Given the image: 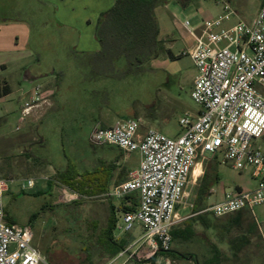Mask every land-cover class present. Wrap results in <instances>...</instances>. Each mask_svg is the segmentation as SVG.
<instances>
[{"label": "built area", "instance_id": "1", "mask_svg": "<svg viewBox=\"0 0 264 264\" xmlns=\"http://www.w3.org/2000/svg\"><path fill=\"white\" fill-rule=\"evenodd\" d=\"M214 1L221 6L217 16L199 26L189 20L183 23L193 40L183 55L191 57L198 72L191 96L199 111L180 119L181 134L170 137L155 129L142 132L143 121L135 118L119 120L92 134L94 143L140 155L138 168L105 197L125 200L136 195L138 207L123 211L116 227L128 233L139 226L143 234L108 264H147L137 254L143 246L160 258L172 250V232L183 221L179 208L191 198L198 181L195 168L208 155L222 156L224 165L249 175L256 187L226 192L206 212L221 218L242 210L253 213L256 206L264 205V148L255 144L264 137V4L251 22L238 19L233 23L239 15L231 2ZM29 94L21 122L47 102L41 86ZM12 181L0 178V264H41L33 226L6 219L4 196ZM34 186V179H27L22 189ZM62 193L65 199L81 198L67 187Z\"/></svg>", "mask_w": 264, "mask_h": 264}, {"label": "rangeland", "instance_id": "2", "mask_svg": "<svg viewBox=\"0 0 264 264\" xmlns=\"http://www.w3.org/2000/svg\"><path fill=\"white\" fill-rule=\"evenodd\" d=\"M244 1L242 19L249 21L258 13L257 0ZM220 12L221 6L214 0H195L186 6L171 0L167 7L157 8V20L161 37L165 39L166 51L152 61L147 70L132 72L129 92L125 94L123 108L120 109L126 119H142L143 127H153L170 137L181 133L180 119L199 110L191 96L198 72L191 57L183 55L193 40L187 36L183 23L189 20L195 26ZM167 50H171L176 58H170ZM38 84L35 82L26 87L28 91L25 94L17 92L13 95V108L7 116L4 111L10 105L4 100L0 101V178L13 180L9 183V192L4 196L5 208L20 225L33 226L34 245L43 257L41 264H108L112 257L107 253L104 242L112 201L101 196L103 193H91L87 188L83 190L78 182L65 185L53 181L54 184L49 186L48 180L54 179V176L39 162L47 159L45 155L56 161L61 144L47 138L46 146L41 147L40 143L32 142L37 125L27 119L26 122L19 121V107L30 99L29 92L40 86ZM126 88L128 91V86ZM152 113L158 117L159 123L151 119ZM164 114L168 115L166 122H162ZM24 138L28 142L18 144L17 141ZM255 144L264 148V137ZM77 146L80 154H92L93 146L84 139ZM62 149L71 154L66 143ZM30 152L33 159H29ZM207 157L212 160L219 175L212 186L213 193L199 199L200 185H195L187 205L181 206L179 212L183 217L193 213L196 215L186 218L177 226L183 229L189 224L193 226L195 235L189 241L174 240L172 243V250L186 255L188 259L178 260L167 255L150 259L152 254L147 246H143L137 254L142 260H148L147 264H203L214 256L215 248L222 253L220 264H264V205L256 206L253 213L242 212L221 218L205 211L219 201L220 191L235 190L242 178L251 183L253 181L247 174L241 176L231 166L224 165L222 156ZM73 160L79 164L81 158L75 157ZM133 160L139 161L138 153L133 154ZM41 175L46 176L47 180ZM27 179H34L35 187L23 190L22 184ZM63 187L79 193L81 198L65 199ZM38 190H42V193L35 195ZM113 202L117 206L119 200L113 199ZM34 215H38L36 219H32ZM116 217L118 221L121 220L122 212L119 209ZM254 224L257 230L251 233L248 230ZM142 234L139 226L128 233L116 227L113 236L117 242L124 240L125 248H128Z\"/></svg>", "mask_w": 264, "mask_h": 264}, {"label": "crops", "instance_id": "3", "mask_svg": "<svg viewBox=\"0 0 264 264\" xmlns=\"http://www.w3.org/2000/svg\"><path fill=\"white\" fill-rule=\"evenodd\" d=\"M230 2L239 15L233 22L243 20L246 1ZM114 3L115 0H0V94L4 89L8 91L6 95L0 96V101L4 100L10 105L4 113L6 116L11 113L15 93L25 94L28 91L26 87L39 82L42 96L47 102L34 108L26 118L37 125L36 136L32 135L35 140L32 142L44 147L47 138H50L61 144L56 161L45 155L47 159L39 163L46 166V171L54 179L57 173L64 172L70 164L80 175L99 173L98 179L107 189L101 196L127 180L129 173L138 168L140 161V155L139 161L133 160V154L138 152L127 153L118 146L94 143L91 139L98 128L112 127L119 120H127L120 109L123 108L125 94L129 92L133 71L128 69L124 61L116 64L103 55L96 38L100 15ZM263 4L264 0H257L258 11ZM254 18L243 21L249 23ZM200 24L198 22L195 26ZM160 39L165 40L161 37V29ZM22 107H19V121ZM167 116L164 114L162 122L168 121ZM152 118L159 123L154 113ZM26 119L22 122H26ZM148 129L154 128L141 126L142 132ZM83 139L93 146L92 154L79 153L77 143ZM17 142L24 144L28 141L24 138ZM64 143L68 145L71 154L62 149ZM75 157L81 158L79 164L73 160ZM31 158H34L32 153L29 156ZM196 169L199 174H196ZM208 174L214 178L219 177L212 160L207 157L199 160L195 168L197 183L200 185ZM41 177L47 180L46 176ZM96 178L90 189L99 182ZM80 180L78 177L76 181ZM253 183L242 178L231 192L253 190L256 182ZM225 192L220 191L219 200ZM40 193L42 190H38L35 195ZM212 193L211 188L209 194ZM107 198L112 201L111 206L116 214L118 209L123 212L138 207L136 195L119 200L117 206L113 202L115 198ZM5 213L9 223L19 224L6 208ZM193 215L196 213L181 217L184 221Z\"/></svg>", "mask_w": 264, "mask_h": 264}, {"label": "trees", "instance_id": "4", "mask_svg": "<svg viewBox=\"0 0 264 264\" xmlns=\"http://www.w3.org/2000/svg\"><path fill=\"white\" fill-rule=\"evenodd\" d=\"M171 0H115L114 5L103 12L98 20L96 28V38L101 45V53L109 58L110 61H124L126 66L131 71L147 70L150 63L158 59L165 51L164 41L160 39V26L157 20L156 9L168 5ZM181 5L186 6L195 0H177ZM230 1V0H229ZM170 58L174 59L171 50H167ZM7 89L0 94L6 95ZM216 158V156H215ZM99 173L78 174L75 167L70 164L64 172H59L56 178L48 181L49 186L54 182L65 185H72L78 182L83 190H89L91 184L94 185V178L99 182L92 186L91 193H105L107 189L101 185L98 179ZM80 177V181H76ZM93 177V178H92ZM92 178V179H91ZM218 178L206 175L200 183L198 189L199 199H203L209 194L215 181ZM54 181V182H53ZM94 182V183H93ZM202 202V201H201ZM249 212L242 210L235 214ZM251 213V212H249ZM232 214V215H235ZM38 215H34L32 219H36ZM117 217L112 206V212L109 218L108 227L105 230V249L107 253L114 257L126 247V242L123 240L117 242L114 239L113 233L117 225ZM185 228H175L172 232L173 240L189 241L195 235L193 226L187 224ZM249 232L253 233L257 230V226H250ZM167 256L178 260L188 259L186 255L179 254L173 250L166 253ZM154 259L156 254L151 256ZM193 256L191 255L190 258ZM222 253L218 248H215L214 256L207 259L203 264H220ZM148 260H142L147 262Z\"/></svg>", "mask_w": 264, "mask_h": 264}, {"label": "water", "instance_id": "5", "mask_svg": "<svg viewBox=\"0 0 264 264\" xmlns=\"http://www.w3.org/2000/svg\"><path fill=\"white\" fill-rule=\"evenodd\" d=\"M134 260H135V261H137V260H138V258H137V257H135V258H134Z\"/></svg>", "mask_w": 264, "mask_h": 264}, {"label": "bare ground", "instance_id": "6", "mask_svg": "<svg viewBox=\"0 0 264 264\" xmlns=\"http://www.w3.org/2000/svg\"><path fill=\"white\" fill-rule=\"evenodd\" d=\"M198 167H199V166H198ZM197 173L199 174L200 172H199V171L197 172V169H196V174H197Z\"/></svg>", "mask_w": 264, "mask_h": 264}]
</instances>
